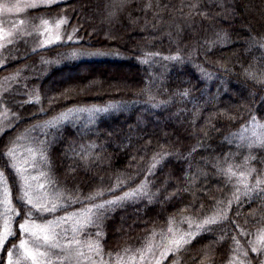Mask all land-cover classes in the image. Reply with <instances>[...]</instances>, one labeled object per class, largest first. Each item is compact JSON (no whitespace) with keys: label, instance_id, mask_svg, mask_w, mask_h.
<instances>
[{"label":"trees","instance_id":"trees-1","mask_svg":"<svg viewBox=\"0 0 264 264\" xmlns=\"http://www.w3.org/2000/svg\"><path fill=\"white\" fill-rule=\"evenodd\" d=\"M35 12L66 14L79 40L0 67L1 77L28 64L37 90L0 134V152L25 125L106 108L47 134L43 167L62 205L32 220L90 206L81 239L107 262L182 235L162 264H264L262 239L253 250L264 232V141L237 134L252 116L264 123V0H65ZM72 48L125 56L76 60ZM7 157L0 171L18 213ZM24 219L13 216L4 260Z\"/></svg>","mask_w":264,"mask_h":264},{"label":"rangeland","instance_id":"rangeland-1","mask_svg":"<svg viewBox=\"0 0 264 264\" xmlns=\"http://www.w3.org/2000/svg\"><path fill=\"white\" fill-rule=\"evenodd\" d=\"M63 1L65 0H0V37H3L0 39V67L40 48L57 44H70L79 40L75 27L70 30L65 28L68 22L66 14L46 15L35 12L40 7ZM71 50V54L75 53L73 58L76 60H115L125 56L124 53L114 50L86 48H72ZM42 59L43 57L40 58V60ZM26 65L0 77V134L20 119L22 104L37 100L36 88L28 87L26 84L27 75L24 73ZM120 82L118 80V85ZM105 108V105L72 106L31 125H25L16 133L8 148L12 153V158H7L11 170L16 174L20 191L22 183L24 184L20 196L27 192V198H31L35 203L45 205L48 208L56 209L60 204L62 205V201L56 194L57 191H53L51 188L49 190L48 179L43 167L45 159L44 142L47 134L52 128H57L64 122L68 123L79 119L90 120L104 112ZM260 123L251 121L245 127L243 126L237 132L239 139L250 144L264 141V123ZM13 163L15 168L11 167ZM16 169L21 171L18 173ZM128 196L124 195V197ZM115 200L117 201V198ZM0 208L3 216V227L4 221L9 219L12 229V219L15 212L9 199L4 178H0ZM90 209V206H86L61 215H53L45 220L34 221L36 225L40 226L52 222L48 226L58 234L57 243L61 245H66L70 240L77 242L73 245L71 259H65L67 254L61 248L49 250L47 246L40 247L41 252L48 253L46 257L42 258V264H162L166 256L178 246L175 241L181 242L183 239V236L179 235L169 238L165 242H153L136 253L119 257L114 262L105 260L104 262L96 254V249L91 245L92 243L89 241V243H85L86 241L81 239ZM25 220L21 221L19 225ZM122 223H124L123 219ZM255 236L253 237L254 249L261 242V239L264 242V232H259ZM21 239L28 243L29 248H34V237L31 233L21 235L20 232L14 245L18 246ZM22 252L23 250L19 247L13 249L12 260L14 264L17 261L18 264H32L30 259L20 258ZM7 259L8 253L5 262Z\"/></svg>","mask_w":264,"mask_h":264},{"label":"snow or ice","instance_id":"snow-or-ice-1","mask_svg":"<svg viewBox=\"0 0 264 264\" xmlns=\"http://www.w3.org/2000/svg\"><path fill=\"white\" fill-rule=\"evenodd\" d=\"M3 37H0L2 39ZM75 55V53H73ZM251 120L253 122L256 121V117L252 116ZM4 156H8L9 159L12 158V153L10 150L5 152H0V159H2ZM9 167L8 163H4V168L7 170ZM11 167L15 168V164L13 163ZM154 167V165H153ZM16 171L19 173L21 170L16 169ZM0 178H4V172L0 171ZM9 179L13 180V183H15V177L9 176ZM23 179V178H22ZM24 184L21 185V191H23ZM5 195H7V192H5ZM129 194H125V196H128ZM28 193L24 192L23 195L19 198L22 201L21 204V210L18 213H15L17 216L19 215H25L27 219L24 223H22L20 227L21 235H26L28 233H31L32 237H34V248H29L28 243L21 239L19 242V245H13L11 249H8V259L7 262H5L2 255H0V264H14V261L12 260L13 256V249H16L19 247V249L23 250L21 259L27 258L32 261V264H42V258L46 257L48 253L41 252L39 249L42 246H47L49 250L51 248H61L66 252L65 259H71L73 256V245L77 243L76 241H68L66 245H61L57 243V236L58 234L55 233L53 229H51L48 225H50L52 222H48V225L40 226L36 225L34 221H32V216L34 213H40L41 215L44 212H52L55 211L54 208H48L45 205L35 203L31 198H27ZM113 201H105L104 204L96 205L97 208L103 209L105 204H112ZM27 208L28 211L25 212L24 209ZM207 223L211 224L213 221H208ZM75 230V229H74ZM12 235L11 231V224L10 220L6 219L4 221V227L3 229H0V253H2V250L6 247V241L8 240L9 236ZM177 245H180V241H175ZM255 250V249H253ZM15 264H18V261L15 262Z\"/></svg>","mask_w":264,"mask_h":264}]
</instances>
